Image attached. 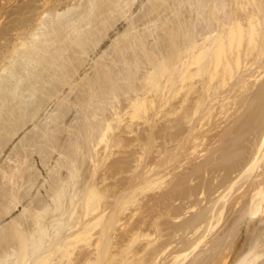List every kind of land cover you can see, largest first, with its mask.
I'll return each instance as SVG.
<instances>
[{"label":"bare ground","instance_id":"bare-ground-1","mask_svg":"<svg viewBox=\"0 0 264 264\" xmlns=\"http://www.w3.org/2000/svg\"><path fill=\"white\" fill-rule=\"evenodd\" d=\"M19 3V15H21V18L22 15L26 16V19L23 20L22 18L23 21L21 19L19 20V43L16 41L19 45H16V42V44L11 42L17 46L12 49L13 52L10 51L11 48L9 49V45L7 46V49L12 52L11 57L6 58L7 52L4 55L3 52L6 51L4 50L0 58L1 61H4L3 58L6 56L5 58L7 60H5L7 64H4L5 61L3 63L0 61V264H103L106 258L108 261L105 264H110L113 260L117 264H157L158 258H160L159 256L164 254L165 250L168 249L167 246H169L168 242L166 245L165 243L159 242L160 238L163 239V236H161L163 234L159 236L163 232L160 229L163 225L160 226L161 223L159 224V221L154 222V225L152 224V228L155 226L156 229V234L153 232V235L155 234L154 236L151 233L143 232L141 230L142 225L133 223L134 226L132 228L134 233H131L133 234L132 242L130 241V246L125 249H123L125 246H122L119 252H117L116 247L120 242L117 243V246L113 242L114 234L118 233L116 232L117 225L122 220L119 218V213L122 210L126 211V206L130 208L128 202L124 206L126 200L135 199L137 197L136 192L139 190L153 189L149 188L151 186L154 187V181L149 176L150 174H139V172H136L138 175L136 177L133 175L132 178H135L132 179L129 176L132 173L129 168L130 174L128 175V171H126V174L131 179L129 178V180L127 178L128 176L126 177L129 183L126 187L124 186L125 188L122 187V190L120 189L121 191L119 190L120 193H116L117 189L115 187H117V182L115 184L112 183L116 185L115 187L113 185L109 186L113 187L110 188L112 191L114 188L116 189V191H113L116 194L108 191V186H103L102 189L101 186L104 182H108L110 177L113 176V173L111 172L108 178L105 176L102 177V165L103 167L107 165L104 166L105 163L103 164L102 162L105 160V156L104 158L102 157L103 152L101 151H104V153L107 151L110 152L114 146L116 147L118 145L122 146L123 149L127 148L125 149L126 153L131 145L132 147L138 145L137 148L140 146L141 148H138V150L140 149L142 152L146 150L144 154L151 148L154 150V144L151 141H154L155 130L156 128L158 130V126L162 123L172 124L175 122L174 124L176 125L177 122L180 124L173 126V130L175 127V131L178 129L181 130V133L180 130L178 132L176 131L180 135L174 134L175 132L171 130L172 127L170 126V128L169 124L167 127L170 129L167 127L165 129H168L170 132L168 130L164 132L165 130L162 126L160 130L164 132H162L163 134H174H168L167 137L170 135L172 137L175 136L176 139L179 138L178 136L182 135V131L184 132L188 127L187 124L190 125L191 123L192 126L188 129H192L191 134L193 132L196 134L198 125L200 126V124L196 125L199 121L198 119L201 122L207 117L210 119L214 110L216 112L217 105L220 106L222 115L220 113L218 114L217 111V115L216 113H214L216 116L213 115L215 116L214 118H217L218 115L221 116L220 118L223 116L226 120L224 122H227L234 114L230 115V111L232 112L235 108L238 111L244 108V106H248L245 101L247 102V99H250L253 104L249 117L251 119L254 118L257 114L256 111L259 104H264L263 93H260L264 87V82L261 81L262 75L256 77V74L261 73V68L259 69V73H255L258 70H253L254 68L258 69L262 65L261 61L264 59V0H19ZM262 66L264 67V65ZM258 78H261V82ZM52 104L53 106L48 112L50 117H52V114L49 113L55 112L53 118L50 119L51 122L49 121L45 124L42 121V124L45 125H41V117L46 115L45 112L48 111V107ZM74 109L78 112V116H75L76 119L74 118V121L77 119L81 121L78 126H75L79 124L78 122L72 125L70 120L74 114L72 116L68 115ZM196 116H200V118ZM257 116L259 117L260 115ZM240 117L242 116L240 115ZM240 117L238 116L236 119ZM195 118L198 120L196 124L194 121ZM236 119H233L231 123ZM205 121L211 120L206 119ZM235 122L237 123V121ZM141 124L145 126L143 129L145 134L147 133L145 135L146 137H144L146 140H143L144 133H142L143 136L141 135L143 130L140 128L144 127L143 125L140 126ZM201 126L198 131L200 129L202 130L205 124L203 127ZM230 127H228V131L231 132L234 126L231 130ZM22 130L24 132H21ZM233 130L235 131V129ZM243 130L246 131L247 129ZM234 131L231 135H233ZM255 131L253 147L256 148V152L253 154L254 157L250 156L251 159L248 158L249 160H245L240 164L238 162L239 167L236 170H234L235 168L233 169L234 173H239V177L241 178L237 177L238 179H242V177L243 179L249 178L255 170L260 168V162H263L261 160L264 158V120L262 129L259 132ZM20 133L23 137L19 135ZM202 133L204 132L202 131ZM67 136L71 142H67ZM14 137L19 139L18 144H16V141H14L16 143L13 142ZM165 137V135L164 137L161 136L162 141H165ZM188 137L191 138L193 136ZM188 137L186 138L187 141L184 139L186 144L190 143ZM132 138L136 141V144H132ZM159 138L160 136L157 139ZM169 139L172 140H168L171 143L175 140L170 137ZM194 139L193 137V141H191L196 142L197 140ZM181 140L179 141V145H177L178 147L180 146ZM9 143L11 146L13 143L17 146L15 145L16 147L13 146L14 148H12L8 146ZM174 143L176 144L177 142H173L171 146ZM163 144L159 145V147L163 146ZM165 144L164 147L168 148ZM186 144L184 147H187ZM177 146L174 145L173 148L176 147L177 149ZM192 146L190 148L193 150L196 146ZM32 149L34 150L33 152H31ZM162 149H159V151ZM172 149L170 150L171 153L161 152V154H165L163 158L174 159L170 156ZM64 150L66 151V155L63 158H59L64 153ZM135 150H133V153ZM140 150L139 152L137 151L136 157L141 152ZM35 151V154L40 153L42 156L40 154L39 156L42 158H36L39 156H35V154L33 158L32 155ZM142 152L140 154H143ZM195 152L197 153L198 149ZM54 153L57 158L53 155ZM133 153L131 152L129 154ZM2 154H4L3 157H1ZM161 154L159 153L158 155L160 156ZM231 154L229 155L231 156ZM143 155L140 156L141 158L139 157L140 160H143ZM78 156H81V158ZM133 156H135V153ZM230 156L229 158L226 156L227 159H231ZM127 157L129 156L127 155ZM136 157L132 160H138V158L135 159ZM43 158L47 161L50 160L49 163L51 162V158H53V164L51 163L52 166L49 167L46 166V169L42 171L43 179H41L39 178L41 174H38L40 173L38 172L40 167L37 169L40 164L37 163V166L36 162L39 159L41 164L43 163L44 165ZM174 160H167V163L172 165ZM169 161H173V163L171 164ZM123 162L125 163V161ZM123 162L121 166L116 164L117 166L114 168L122 167ZM135 163H137V166L139 165V161ZM181 163L179 164L181 165ZM35 164V171L37 173L33 169ZM118 164L120 163L118 162ZM141 164L144 165V162ZM161 164L163 165L164 162ZM148 165L151 166L149 163ZM170 165L167 164V166ZM228 167L231 166L228 165ZM41 168L43 169V167ZM114 168L110 169L114 171ZM119 168L115 171L120 176L127 168H125V165V169ZM134 168L141 167L135 166ZM222 168L221 170L223 171L224 169ZM160 169H157V171ZM135 171H139V169ZM165 171L168 172V170ZM162 172L158 173L162 174ZM163 176V179L168 177L166 175ZM37 177L41 179L39 182L37 181ZM259 177L261 179H258ZM231 178H227L224 181L229 184L232 181ZM121 179L120 181H123ZM111 180L113 181V179ZM139 180L142 182L139 183ZM165 181L163 180V183ZM47 182L49 183V187H46V189L48 188L47 191L43 188L46 194L41 195L42 192L37 190L41 186H46L48 184ZM45 183L46 185H44ZM165 183L168 184L167 182ZM239 183L240 180L238 181ZM233 184L234 182L229 187V193L234 189ZM121 185H119V188ZM220 186L221 189L226 188L222 187V185ZM177 187L179 188V186ZM184 187H182L183 191L186 190ZM243 187L242 190L244 189ZM33 188L35 189L33 190ZM163 188L165 187L163 186ZM173 190L178 189L174 188ZM181 191L178 190L177 193L172 191V193L174 192L173 195L176 194L175 197L178 196L179 198L181 193L180 195L177 194ZM191 191L189 192L187 190L189 197H191ZM108 192L112 195H108ZM194 193L193 197L195 196ZM226 193L220 196L224 197ZM250 193L252 195V199L250 200L253 204L251 202V207L248 205L250 208L246 206L249 209V215L253 216L258 212H264V172L259 176L255 175L251 179L244 194L234 198L235 200L233 199L235 206H238L239 203L242 204L240 199H246L247 194L251 196ZM169 194L171 196V192ZM182 195L184 196L186 194L184 193ZM220 200L222 202V199ZM135 202L137 203V201ZM139 202L138 204L140 205ZM218 202L216 201L215 203L217 204ZM231 202H228L229 205ZM136 203H134V206H137ZM187 204L191 205L192 202L191 204ZM195 204L197 203H194L192 206L195 207ZM224 205L226 204H223L222 208H224ZM17 206H19V211L21 209V213L19 215L15 213L16 215L13 217L12 213L15 212ZM144 206L146 207V205ZM144 206H142V209ZM161 208L164 209L165 207ZM166 208L168 209V207ZM216 208L217 206L214 209ZM246 208L244 210H247ZM205 209L208 210L207 207ZM218 209L221 210V208ZM119 210L121 211L119 212ZM140 210L141 207L137 206L133 212L131 211V218H134L140 213ZM233 210L235 211V209ZM221 211L223 212L224 210ZM228 211L230 212L231 209H228ZM170 212L173 211L171 210ZM167 213L168 211L166 210L164 217H167ZM214 213L216 215L215 211ZM245 213L247 215V212ZM140 214L143 213L141 212ZM171 214L169 213L168 215ZM198 214L196 215L198 216ZM210 214H212L211 218H213L214 214L212 212ZM128 215L127 218L130 219V215ZM160 215L158 217L164 220ZM203 215L207 214L204 213ZM201 216H199L200 219ZM8 217L11 218L10 221L7 219V222L4 223L2 219ZM175 217L177 218L179 215ZM175 217L173 218L175 219ZM247 217L244 219L248 220ZM155 218L159 220L156 216ZM155 218L152 221H155ZM194 218L191 219L193 220ZM149 219L151 220V218ZM212 221L213 219H211ZM124 222L126 224V221ZM144 222L143 220V225L147 223V221ZM197 223L194 222L192 224L194 230L197 227L199 229ZM203 223L205 224L202 221L201 226ZM209 223L207 225L205 224L207 228ZM216 224H218L217 221ZM216 224H213L214 227ZM124 226L126 227V225ZM254 229L256 230V227ZM201 230L203 229L201 228L199 230L202 234L203 231L207 234V230ZM238 230L239 228L235 231L236 234ZM240 230L242 232L243 229ZM259 232L261 233L255 235L260 234V238L257 236L260 239V243L264 238L261 237V234L264 233V228H259ZM208 233L211 234L210 232ZM202 234L195 235V237L197 236V240L194 237L193 242L189 240L190 242L188 243L186 241L187 245L183 244L184 242L182 241V244L185 246H182L183 250L185 252L190 250L189 254L184 255V259L195 256L191 254L197 251L201 242L200 238L205 237ZM227 234L229 237L230 233ZM118 235L120 236V234ZM250 235L252 236V233ZM217 237L219 238V236ZM243 237L246 236L243 235ZM257 237L255 239L258 241ZM114 239L116 238L114 237ZM236 239L238 240V238ZM244 239L248 240L249 238ZM120 240L122 242V239ZM227 240H225V243H227ZM241 241L244 242V240ZM115 242H117V239ZM141 242L145 244L140 247L139 243ZM252 242L256 244L254 241ZM204 243L206 244V241ZM232 243L234 241L229 246L233 247L234 244L232 245ZM239 243L240 241L238 245ZM259 243L257 242L260 247L261 245ZM120 244L123 245L122 243ZM248 244H251L250 241ZM254 244L252 245L254 246ZM114 246H116L114 250L117 253L111 255V250H113L112 248ZM250 246H248V249L253 251V248H249ZM218 247L216 246V249ZM223 248H226L224 251L227 252L230 247H224L223 245ZM241 248L239 249L242 250L243 248ZM236 249H233L234 252ZM255 249H258L257 246H255ZM255 249L253 252H255ZM220 250L219 255L223 252ZM258 250L257 252H259ZM243 251H239V254ZM245 251L248 252L247 255H244L243 252V255L240 254L241 257H239L238 253H235V255H231L232 253L227 254L230 258L232 256L237 257L238 255L236 260L234 258L232 259L234 260L233 264H256L264 256V253L260 255L251 251L252 254H249L248 250ZM183 253L176 254L174 260H170L165 264H180L177 260L182 257ZM198 253L200 254V252ZM148 256H150L151 260L147 259ZM196 258L193 260V264H195V261L197 262ZM200 258L203 257L201 256ZM223 258H221L222 261ZM222 261H219L218 264ZM214 264H216L215 261ZM229 264H232V262Z\"/></svg>","mask_w":264,"mask_h":264},{"label":"rangeland","instance_id":"rangeland-1","mask_svg":"<svg viewBox=\"0 0 264 264\" xmlns=\"http://www.w3.org/2000/svg\"><path fill=\"white\" fill-rule=\"evenodd\" d=\"M32 3V2H31ZM34 3V2H33ZM35 4V3H34ZM38 4V3H37ZM19 5H20V3H19V0H0V58L2 57V55L1 54H3L4 53V55H5V53L7 52V54H6V56H4V61L6 60V58H9V57H11L10 55L12 54V52H13V50L12 49H14L15 47H17V46H15V45H13V43H11V42H16V41H18V43H19V20L21 19V21H23L24 19H26L25 17V15H22V18H23V20H22V18H21V15H19ZM29 15V14H28ZM20 16V17H19ZM42 29H43V26H42ZM8 42H10L9 44H8ZM17 43V42H16ZM15 43V44H16ZM16 44V45H19V44ZM2 45V46H1ZM9 45V49L11 48V50L10 51H12V52H10L8 49H7V46ZM12 45V46H11ZM5 46H6V49H5ZM11 46V47H10ZM19 47V46H18ZM1 49H3V50H1ZM4 50H6V51H4ZM4 51V52H3ZM3 52V53H2ZM10 52V54H8ZM6 57V58H5ZM2 59V60H3ZM0 61H1V59H0ZM4 61H1L2 63L4 62ZM7 61V60H6ZM5 61V63L4 64H7V62ZM9 61V60H8ZM11 62V61H10ZM263 62H264V59L261 61V64L262 65H264L263 64ZM9 63V62H8ZM260 64V65H261ZM260 66L258 69L257 68H254L253 70H258V71H256L255 73H259V71L261 70V73L260 74H256V77H260L259 75H262L261 77H262V80H261V78H258L259 79V81L261 80L262 82H264V67L263 66ZM263 67V68H262ZM261 68V69H260ZM260 69V70H259ZM263 70V71H262ZM260 81V82H261ZM259 83V82H258ZM263 89H264V87H263ZM261 90L260 91V93H263V97H264V90ZM250 98V97H249ZM251 104H250V103ZM245 103H247L248 104V106H244V108H241L240 110H238L237 111V109L235 108L234 110H232V112L230 111V115L231 114H236V115H232V117H230V119H228V121L227 122H224V121H226L225 119H224V117L222 116V118H220L221 116H217V118H214L216 115H217V111H218V114L220 113V115H222L221 114V109H220V106H218L217 104V108H216V112H215V110H214V113H216V115L213 113L212 114V116L213 115H215V116H213V119H212V116L210 117V119H209V117H207V118H205L204 120H202V122H205V123H202L201 121H200V119H198V120H196L197 118H195V124L197 123V121H198V123L196 124V125H198V124H200V126L201 127H203L204 126V124H205V127H203V129L201 130L200 129V131H198V129H199V125H198V129H197V132H196V134L193 132V134H191L192 132H191V130L190 129H188V128H191L190 126H192L191 124L189 125V124H187L188 125V127L186 128V130L183 132L182 131V135L181 136H178L179 138H180V140L181 139H183V140H181V142H180V146L178 147L177 145H179V138H175V136L174 137H172V136H170L169 135V137L170 138H172L174 141L173 142H177L176 144L174 143V145L175 146H177V149H176V147L175 148H173L174 147V145L173 146H171L172 145V143L170 142V141H172L171 139H169V137H167L168 136V134H171V133H166V134H163L164 132H166V130H168V129H170L171 127V130H173V126H176L177 124H179V123H177L176 122V125L174 124V123H172V124H170V123H168L169 124V127H167L168 126V124L167 123H162V124H160L159 126H158V130H157V128H156V130H155V132H156V134H155V137H153L154 138V141H151L153 144H154V150H152V148L150 149L151 150V152L149 153V151L150 150H147V153H145L144 154V152H146V150H145V148H144V152H142V150H140L143 154H140V153H138V155H137V157H136V153H137V151L139 152V150H138V148H141L140 146L137 148V146L138 145H134V146H136V147H132V145H131V147H129V149L127 150L128 152L126 153V151H125V149H127V148H125V149H123V147L122 146H114V148H112V152L110 151H107V152H105L104 153V151H101V152H103V158H104V156H105V160L104 161H102L103 162V164H104V166L105 165H107V166H105V167H103V165H102V168H101V175H102V177L103 176H105L106 178H108V177H110V174H111V172L113 173V176L112 177H110V179L108 180V182L107 183H105L104 182V184L101 186L102 187V189H103V186H108V191H112V189L110 190V188H113V187H115L116 185H117V187H115L116 189H117V191H116V189L114 188L113 189V191L115 190L116 191V193L118 194V193H120V191L122 190L121 188L123 187V188H125L127 185H128V179L131 177L132 178V176L134 175L135 177L138 175V173H136V172H139V174H142V173H146L147 175H149V176H151L152 178V180L154 181L153 182V184H154V187H156V188H154V187H150L149 189H151V188H153V189H151V190H148V189H146V190H144V191H146L145 193H144V191H141V190H139L138 192H136V195H137V197L135 198V199H131V200H126V204L124 205V206H126L128 203V206L130 205V208L129 207H125V208H127V210L129 209V211H130V213H129V211H125V210H119V218L120 219H122V220H120V222H122V224H124V225H126V227H128L127 229H126V227L124 226V225H122V224H120V222H119V225H120V227H119V225H117V231L116 232H118L117 234L115 233L114 234V236H113V242H114V244L117 246V243L118 242H120V243H122L123 245H121L120 243H118V246L116 247V246H114L112 249L113 250H111L110 252H111V255H114L115 253H117V252H119V250H121L122 249V246H125V247H123V249H125V248H127L128 246H130V244H131V242H132V237H133V234H131L132 232H133V226H134V224H139L140 226H141V230H143V232H146V233H151L152 235H153V232L156 234V229H155V226H153V228H154V230H153V228H152V224L154 225V222H158L159 224H160V226L161 225H163V227L161 226V230L163 231V232H161L160 234H159V236L161 235V234H163V235H161V236H163L162 238L163 239H159L160 241L159 242H162V243H165V245H166V243L168 242V244H169V246H167V248L168 249H170V250H165V253L164 254H162V255H160L159 257L160 258H158V263L157 264H165L166 262H169L170 260H174V258L176 257V254L178 255V254H180V253H182V252H184L183 253V255H182V257L181 258H179L177 261H179L180 262V264L182 263V264H193L194 263V259L196 258V260H197V262L195 261V264H199V263H203L204 261V263L203 264H207V263H209L210 264V262H211V264H214V261L216 262V264H218L219 263V261H222V259L221 258H223V255H224V258H223V261L222 262H220V264L221 263H223L224 264V262H226V264H229L230 262H232V264H233V262H234V260H236L237 258H238V255H239V257H241V255H243L242 253L244 252V255H247V253L248 252H246L245 250H248L249 251V254H252V252L254 251V249H255V246H257V248L259 249H255V252H253V253H258V254H263L264 253V238H263V240H261L260 241V243H262V244H260L259 243V235H255V234H258V233H261V232H259V228H261V227H263L264 228V226H262V225H264V212H258L256 215H253V216H251V215H249V209L248 208H250L251 207V200L250 199H252V195H251V193H250V195L251 196H249V194H247L246 195V199H243V200H241L240 199V201L242 202V204L241 203H239V205L238 206H235V204H234V198H237V197H239V196H241V195H243L244 194V192L246 191V189H247V187H248V185L250 184V181H251V179H253V177L255 176V175H257V176H259L260 174H262L263 172H264V158L261 160V161H263V162H260V168L261 167H263L262 169H260V168H258L259 169V172H258V169L257 170H255L254 172H253V175L251 174L250 175V179L249 178H246L247 179V181H246V179H243V177H242V179H238L237 177H239V173H234L233 172V169L234 170H236L238 167H239V164L240 163H242V162H244L245 160H249V159H251V157H254L253 156V154H255V152H256V148H254L253 147V143H254V139H255V135H254V131L255 132H259L261 129H262V127H263V120H264V104H259V107H258V109H257V111H256V115L254 116V118H250L249 116H250V113L252 112V104H253V102H251L250 101V99H247V102L245 101ZM246 104V105H247ZM216 105H215V107H216ZM53 106V104L52 105H50L49 107H48V111L47 112H45V114L46 115H43L42 117H41V125H45V124H47V122H51V118H53V114H55V112L53 111L52 113H49V114H52L51 116L52 117H50L49 115H48V112H49V109L51 110V107ZM218 107H219V110H218ZM246 107V108H245ZM250 107V108H249ZM262 108V109H261ZM239 109V108H238ZM250 112H249V111ZM234 111V112H233ZM236 111V112H235ZM242 111H244V112H242ZM260 112V114H259V112ZM73 112V113H72ZM75 112V113H74ZM70 113V114H69ZM68 113V115H73L72 117H71V122H72V125H74L75 124V122H76V124H77V122L79 123V124H77V125H75V126H78V125H80V122L81 121H79L78 119V121L76 120V121H74V118L76 119V117L75 116H78V112H77V110H75L74 109V111H71V112H69ZM263 114V115H262ZM240 115L242 116V117H240ZM245 115V116H244ZM257 115H260L259 117L257 116ZM46 116V117H45ZM239 116L240 118H242V119H240V118H238L239 119V121H238V119H236L237 117ZM69 117V116H68ZM196 117H199L200 118V116H196ZM246 117V118H245ZM72 118H73V120H72ZM256 118H259V119H256ZM43 119V120H42ZM206 119H208V120H211V121H205ZM224 119V120H223ZM233 119H236V120H234V122H232L231 123V121L233 120ZM245 119V120H244ZM243 120V121H242ZM258 120V121H257ZM45 123V124H42L43 122ZM74 121V122H73ZM235 121H237V123L235 122ZM71 122H70V125H71ZM200 122V123H199ZM210 122V123H209ZM241 122V123H240ZM246 122V123H245ZM261 122V123H260ZM74 123V124H73ZM206 123H207V127H206ZM229 123H231V124H229ZM235 123V124H234ZM255 123V124H254ZM167 124V125H166ZM30 125H31V123H30ZM29 125V126H30ZM143 124H141L140 126H142ZM165 125V126H164ZM180 125V124H179ZM253 125V126H252ZM261 125V126H260ZM27 126H28V124H27ZM26 126V127H27ZM139 126V127H140ZM144 126V125H143ZM163 126V129L165 130L163 133L161 132V127ZM231 126V127H230ZM234 126V127H233ZM74 127V126H73ZM165 127H167L168 129H165ZM178 128H179V126H177ZM228 127H230V130L232 129V127H233V129H235V131L232 129V131L230 132V131H228L229 130V128ZM259 127V128H258ZM31 128H32V126H31ZM143 128H145V126L144 127H142V128H140L141 130H143L142 132H141V130H140V132H141V135H142V133H144V136H143V138L144 137H146L145 135L147 134H145V132H144V129ZM180 128H181V126H180ZM207 128V129H206ZM228 128V129H227ZM247 129L246 131H244L243 129ZM249 128V129H248ZM254 128H255V130H254ZM25 129V128H24ZM23 129V130H24ZM27 130H28V128H26ZM30 129V128H29ZM162 129V130H163ZM175 129H176V127H175ZM175 129L173 130L175 133L174 134H177L176 133V131L178 132V130H180V129H178V130H176L175 131ZM239 131H238V130ZM260 129V130H259ZM21 131V132H24V131ZM27 130H25L26 132H29V131H27ZM71 130V129H70ZM208 130V131H207ZM159 131V132H158ZM169 131V130H168ZM167 131V132H168ZM172 131V132H173ZM186 131H189V132H186ZM202 131L204 132V133H202ZM206 131H207V133H206ZM234 131V133H233V135H234V137H233V135H231L232 134V132ZM242 131V132H241ZM161 132V133H160ZM170 132V131H169ZM185 132H186V134H185ZM199 132H201V133H199ZM160 133V134H159ZM180 133H181V130H180ZM180 133H178L177 135H180ZM230 133V134H229ZM68 134V133H67ZM157 134H159V135H157ZM163 134V135H162ZM173 133L171 134V135H174ZM199 134V135H198ZM236 134V135H235ZM19 135H21V133L19 134ZM157 135V136H156ZM164 135L167 137H165L164 138V140L165 141H162V139H161V136L162 137H164ZM186 135V136H185ZM193 136L195 139L194 140H197L196 142L194 141V142H192L193 141V137H188V136ZM201 135V136H200ZM204 135V136H203ZM70 138H71V136L70 135H68ZM68 136H67V140L69 139L68 138ZM126 136V135H125ZM160 136V138L159 139H157L158 137ZM21 137H23V135H21ZM127 137V136H126ZM125 137V138H126ZM157 137V138H156ZM177 137V136H176ZM183 137V138H182ZM188 137V141L190 142H187V143H189V144H186V141H187V138ZM142 138V137H141ZM190 138V139H189ZM199 138V139H198ZM128 139V138H127ZM157 139V141H155ZM166 139H167V141H166ZM184 139H186V141L184 140ZM18 140V141H17ZM132 140H133V138H132ZM143 140H146L145 138L143 139ZM168 140H170V141H168ZM178 140V141H177ZM192 140V141H191ZM14 141H16V142H14ZM71 142V140H68L67 142ZM183 141V142H182ZM13 142L14 143H16V144H18V142H19V139H17V137H14V140H13ZM136 141H132V144H136L135 143ZM155 142H156V144H155ZM163 142H165L164 144H165V146L167 145L168 146V148H170V147H172L171 149H172V154H170L171 153V149H168L167 147H164V144H163ZM168 142H169V144H168ZM191 142H192V144H191ZM10 143H11V141H10ZM9 143V144H10ZM13 143V145L11 146V144L9 145L8 144V146H11L12 148H14L13 146H15L16 144H14ZM138 143V142H137ZM151 143V144H152ZM163 144V146H160L159 147V145H162ZM170 143H171V145H170ZM196 143V144H195ZM238 143V144H237ZM183 146H182V145ZM187 145V147H188V151H187V147L185 146L184 147V145ZM194 144H195V146L197 147V145H199L198 147H197V149H198V152L196 153L195 151H197V149H196V147L194 146ZM240 144H242L241 146H240ZM156 145V146H155ZM170 145V146H169ZM190 145V146H189ZM193 145V146H192ZM239 147H238V146ZM17 146V145H16ZM15 146V147H16ZM195 147V148H193V150H195L194 151V153H192L191 154V152H193V150H192V148H190V147ZM252 146V147H251ZM158 147V148H157ZM182 148V150H181V148ZM137 148V150H135ZM163 148V149H162ZM164 148H166V149H164ZM178 148H180V149H178ZM244 148V149H243ZM251 148H252V150H251ZM34 149V148H33ZM31 150V152H33L34 150ZM159 149H162V150H160L159 151ZM189 149H191V150H189ZM132 150V151H131ZM133 150H135L134 151V153H135V156H133ZM165 150V151H164ZM166 150H168V151H166ZM177 150H180V151H177ZM123 151H124V153H123ZM133 153V154H129V153H131V152ZM158 151H159V153L161 154V152L162 153H166V152H170V153H168V154H170V156H171V158L173 157L175 160H176V162H175V160L174 159H167L166 157L165 158H163V155L165 156V154H161L160 156L158 155L159 153H158ZM66 151L64 150V153H62V156L61 157H59V158H63V156H65L66 155V153H65ZM240 152V153H239ZM36 153V151L33 153V155H32V157L34 158L35 156H39V154H35ZM112 155H111V154ZM126 153V154H125ZM196 153V154H195ZM232 153V154H231ZM234 153V154H233ZM236 153V154H235ZM246 153V154H245ZM251 155H250V154ZM34 154H35V156H34ZM64 154V155H63ZM108 156H107V155ZM168 154H166L167 155V157H169L168 156ZM229 154H231V156L229 155ZM239 154V155H238ZM3 155L4 154H2V156L1 157H3ZM8 155V154H7ZM6 155V156H7ZM53 155H55V157L57 158V156H56V154L54 153ZM53 155H52V157H53ZM127 155L129 156V157H127ZM132 155V156H131ZM141 155H143V162H144V165L143 164H141L140 165V163H143L140 159H139V157L141 156ZM173 155V156H172ZM234 155V156H233ZM40 156H42L41 154H40ZM36 157V158H42V157ZM107 156V157H106ZM110 156V157H109ZM130 156H131V158H130ZM184 156V157H183ZM229 158V156L231 157V159H227V157ZM233 156V157H232ZM236 156V157H235ZM245 156V157H244ZM249 156V157H248ZM251 156V157H250ZM79 157V156H78ZM134 157H136L135 159H137L138 158V160H132V159H134ZM177 157V158H176ZM179 157V158H178ZM35 158V159H36ZM54 158V157H53ZM53 158H51V162L49 163V161L50 160H46V159H44L43 158V161H44V165H43V163L41 164V162L39 161V159H37L38 161L36 162V164L37 163H39L40 165L38 166V164H37V169L39 170L38 172H40V173H38V174H41V177H39V178H41V179H43V176H42V171H44L45 169H46V166H52L51 165V163H52V160H53ZM79 158H81V156L79 157ZM123 158V159H122ZM141 158V157H140ZM184 158V159H183ZM233 158H234V160H233ZM244 158V159H243ZM249 158V159H248ZM5 159H7L6 157H5ZM48 159H49V157H48ZM120 159V160H119ZM165 159V160H164ZM46 160V161H45ZM116 160H118L116 163H115V161ZM130 160H132L131 162H130ZM161 160V161H160ZM167 160H174V163H173V161L171 162V161H169V162H171V164L172 165H170V163H167L168 161ZM184 160V161H183ZM232 160V161H231ZM41 161H42V159H41ZM123 161H125V163L123 162ZM137 161H139V165L138 166H140L141 168H134L135 166L136 167H138L136 164L137 163H135V162H137ZM146 161V162H145ZM118 162L120 163V164H118ZM122 162L124 163L123 165H122V167H120V168H123V169H125V168H127V169H125V171H124V173H121L120 174V176H119V174L118 173H116V169H118L119 167H117L116 169L114 168L115 166H117V165H119V166H121V164H122ZM164 162V164L162 165L161 163H163ZM182 162V163H181ZM238 162H239V164H238ZM49 163V164H48ZM128 163V164H127ZM148 163L152 166V168H151V166H149L148 165ZM169 164L170 166H167V164ZM176 163V164H175ZM179 163H181V165L179 164ZM232 163H234V164H232ZM262 163V164H261ZM36 164H35V167L33 168L34 169V171H35V168H36ZM53 164V163H52ZM114 164V165H113ZM117 164V165H116ZM147 166H146V165ZM156 164V165H155ZM161 165V166H159V165ZM238 164V165H237ZM42 165V166H41ZM86 165H87V163H86ZM85 165V166H86ZM109 165V166H108ZM113 165V166H112ZM124 165H125V168H124ZM167 167H166V166ZM174 165V166H173ZM228 165L229 166H231V167H228ZM233 165V166H232ZM263 165V166H262ZM45 166V167H44ZM84 166V167H85ZM88 166V165H87ZM127 166V167H126ZM144 166H146L147 167V169H145L146 167H144ZM148 166H149V168H148ZM156 167V169H155V167ZM159 166V167H158ZM179 166H181V167H179ZM226 166V167H225ZM41 167H43V169L41 168ZM108 167H110V168H114V171L112 170V169H110V168H108ZM175 167H177V169H175ZM223 167V168H222ZM119 168V169H120ZM129 168H130V170H131V174H130V172H129ZM155 170H154V169ZM161 168V169H160ZM174 168V169H173ZM221 168L222 169H224L223 171L221 170ZM36 169V170H37ZM84 169V168H83ZM86 169V168H85ZM104 169H105V171H104ZM138 170L139 169V171H135V170ZM157 169H160V170H158L157 171ZM65 170V169H64ZM63 170V171H64ZM116 170V171H115ZM146 170H150L149 172L148 171H145ZM162 170H163V172H162ZM165 170H168V172L167 171H165ZM170 170V171H169ZM217 170V171H216ZM220 170V171H219ZM260 170H262V171H260ZM104 171V172H103ZM107 171H108V173H109V175H108V173H107ZM110 171V172H109ZM126 171H128L129 173H128V175L130 176H128L127 174H126ZM133 171L136 173H134L133 174ZM144 171V172H143ZM217 173H216V172ZM219 171V172H218ZM226 171V172H225ZM231 171V172H230ZM65 172V171H64ZM151 172V173H150ZM156 172V173H155ZM158 172H162V174H159ZM165 172V174H163ZM262 172V173H261ZM35 173H37L36 171H35ZM107 173V174H106ZM155 173V174H154ZM167 173H168V175H167ZM171 175H170V174ZM229 173H231V174H229ZM234 173V174H233ZM260 173V174H259ZM38 174H36V175H38ZM106 174V175H105ZM224 174H225V177H224ZM122 175V176H121ZM163 175H166V176H168V177H166L165 179H163L164 178V176ZM227 175V176H226ZM233 175V176H232ZM40 176V175H39ZM123 176H124V178H123ZM128 176V177H127ZM161 176V177H160ZM119 177V179L117 180V178ZM128 179H127V178ZM135 177H133V178H135ZM158 177H159V179H158ZM224 177V178H223ZM232 177V178H231ZM38 178V177H37ZM38 178V179H39ZM120 178H122L121 180H123V181H120ZM126 178V179H125ZM130 178V179H131ZM132 178V179H133ZM155 178V179H154ZM222 178V179H221ZM227 178H231L232 179V181L234 182V184H233V186H234V189H232V193H231V196H230V193H229V190H230V186H231V184L233 183L232 181V183L230 182L229 184L227 183V182H225L224 180L225 179H227ZM239 178H241V177H239ZM37 179V181L39 182L41 179H39L38 180ZM111 179H113V181L111 180ZM129 179V180H130ZM140 179H142V178H140ZM162 179V180H161ZM237 179V180H236ZM249 179V180H248ZM258 179H261L260 177L258 178ZM106 180V181H107ZM163 180H166L165 182H167L168 184H166L165 182L163 183ZM221 180H223V181H221ZM240 180V183L238 184V181ZM245 180V181H244ZM109 181H111V182H109ZM161 181H162V183H161ZM236 181V182H235ZM37 182V183H38ZM117 182V184L116 185H113V184H115ZM131 182V181H130ZM142 182V181H141ZM140 182V180H139V183H141ZM245 182V183H244ZM248 182V183H247ZM48 183V182H47ZM111 183V184H110ZM113 183V184H112ZM122 184L121 185V187L119 188V185L120 184ZM123 183H124V185H123ZM216 183H217V185H216ZM152 184V185H153ZM178 184V185H177ZM199 184V185H198ZM219 184V185H218ZM228 184V186H226ZM238 184V185H237ZM44 185H46V183L44 184ZM111 185H113V187H109V186H111ZM159 185V186H158ZM196 187H195V186ZM220 185H222V187H226V188H224V189H221V186ZM245 185V186H244ZM125 186V187H124ZM163 186L165 187V188H163ZM177 186H179V188L177 187ZM183 186H185L184 188L186 189L185 191H183ZM193 186H194V189L192 190V188H193ZM198 186V187H197ZM206 188V190H205V188ZM216 186H218V187H220V188H218V187H216ZM236 186V187H235ZM237 186H239V187H237ZM244 186V187H243ZM46 187H49V183L46 185V186H41L37 191H39V192H42V194L41 195H43V194H46L45 193V191H43L44 189L47 191V189H46ZM187 187V188H186ZM188 187H189V189H188ZM242 187L244 188L243 190H242ZM246 187V188H245ZM36 188V187H35ZM35 188H33V190L35 189ZM42 188V190H40ZM44 188V189H43ZM160 188V189H159ZM174 188H177L179 191H181V192H178V194L177 195H180V193H181V196L178 198V196L177 197H175L176 196V194L175 195H173L174 194V192L172 193V191H175V193H177V191L178 190H173ZM196 188V189H195ZM199 189V191H198V189ZM240 188V189H239ZM104 189H106V188H104ZM121 189V190H120ZM159 189V190H158ZM228 189V190H227ZM120 190V191H119ZM187 190L190 192L191 190V192L192 193H190L191 195V197H189V193H188V195H187ZM195 190H197V191H195ZM112 191V194L113 193H115V192H113ZM202 191V193H200ZM206 191V193H204ZM226 191H227V193H226ZM142 192V193H141ZM171 192V196H170V193ZM193 192H195L194 193V197H193ZM196 192H197V194H196ZM115 193V194H116ZM138 193V194H137ZM186 194V195H182V194ZM223 193H226V194H224V197H222V196H220V195H222ZM111 193H109L108 192V195H112ZM169 194V195H168ZM253 194V193H252ZM145 195H147V196H145ZM140 196V197H139ZM167 197H169V198H167ZM182 197V198H181ZM220 197V198H219ZM222 197V198H221ZM230 197V198H229ZM176 198H178L177 200H176ZM228 198V199H227ZM245 198V197H244ZM173 201H172V200ZM188 199H191V200H189L188 201ZM217 199V200H216ZM220 199H222V202H221V200ZM234 199V200H233ZM137 201V203L135 202V201ZM142 200V201H141ZM167 200V201H166ZM171 200V201H170ZM181 200V201H180ZM183 200V201H182ZM185 200H187V201H185ZM218 200H220L219 202H221V203H219L218 202ZM224 200V201H223ZM225 200H226V202H225ZM231 200H233V202H231ZM250 200V201H249ZM134 201V202H133ZM140 201V202H139ZM175 201V202H174ZM177 201V202H176ZM217 201L218 203L216 204L215 202ZM128 202V203H127ZM133 202V203H132ZM138 202L140 203V205L138 204ZM175 203V204H173V203ZM181 202V203H180ZM191 202H192V204H191ZM228 202H231V204L229 205V203ZM134 203H136V205L137 206H140L141 207V210H140V213L142 212L143 214H140V213H138L134 218L132 217L131 218V215H132V212H133V210L137 207V206H134L135 204ZM146 203V204H145ZM161 203H167V204H161ZM170 203V204H169ZM187 203H190L191 205H189V204H187ZM194 203H197V204H195V207L194 206H192V205H194ZM215 203V204H214ZM226 204V205H224V208H222L223 207V204ZM228 203V204H227ZM248 203V204H247ZM141 204H143V205H141ZM159 204H161V205H159ZM187 204V205H186ZM214 204V205H213ZM222 206H221V205ZM252 204H253V202H252ZM144 205H146V207L144 206ZM159 205V206H158ZM162 205H164V206H162ZM171 205V206H170ZM214 206V208L217 206V208L216 209H214L213 208V206ZM216 205V206H215ZM248 205L250 206V207H248ZM142 206H144L143 207V209H142ZM181 206V207H180ZM197 206V207H196ZM198 206H200V207H198ZM246 206L248 207V208H246ZM133 207H135V208H133ZM161 207H168V209L166 208H164V209H162ZM172 207V209H170L169 210V208H171ZM174 207V208H173ZM177 208V210H176V208ZM180 207V208H179ZM182 207H184V208H182ZM187 207V208H186ZM190 207V209H188ZM208 208V210L207 209H205V208ZM210 207H212V208H210ZM226 207V208H225ZM236 207V208H235ZM19 206H17V209L15 210V212H13L12 213V215H13V217H14V215H16V214H18L19 215V213H21V209H20V211H19ZM193 208V209H192ZM218 208H221V210H224L223 212L220 210V209H218ZM247 209V210H244V209ZM163 210V212L165 213L166 212V210L168 211V213H167V217H164V215H166V214H164L163 212H162V210ZM185 211H184V210ZM202 209V211H203V213H202V211H200ZM218 209V210H217ZM226 209H227V211H226ZM228 209H231V211L229 212L228 211ZM233 209H235V211L233 210ZM263 209H264V207H263ZM22 210H23V208H22ZM155 210V211H154ZM175 211V213H173V212H170V211ZM182 210V211H181ZM188 210V211H187ZM190 210V211H189ZM194 210V211H193ZM211 210V211H210ZM220 210V211H219ZM243 210V211H242ZM132 211V212H131ZM157 211V212H156ZM159 211H161L160 213H159ZM177 211V212H176ZM214 211L216 212V215H215V213H214ZM264 211V210H263ZM125 212H126V214H125ZM198 212H199V214H198ZM209 212V213H208ZM210 212H212L213 214H214V216H213V218H211V216H212V214H210ZM220 212V213H219ZM240 212H241V214H240ZM245 212H247V215H245L246 213ZM16 213V214H15ZM158 213V214H157ZM163 213V214H162ZM171 214V213H173V214H171V215H168V214ZM183 213V214H182ZM186 213V214H185ZM204 213H206L207 215H203ZM245 213V214H244ZM262 213V214H261ZM122 214V215H121ZM127 214H129L130 215V219H133V220H130L129 218H127ZM152 215V217H150L151 215ZM160 214H162V215H160ZM175 214V215H174ZM196 214H198V216L196 215ZM209 214H210V216H209ZM244 214V215H243ZM128 215V216H129ZM162 216V218L164 219V220H162L161 219V217H158V216ZM179 215V217H175V216H178ZM201 215H203V216H201ZM218 215V216H217ZM236 215H238L237 217H236ZM149 216V217H148ZM155 216L159 219V220H157L156 218H155ZM170 216V218H168ZM171 216H173V217H175V219L173 218V217H171ZM194 216H196L195 218H198V219H196L195 220V218H194ZM199 216H201V219H200V217ZM206 216V217H205ZM240 216V217H239ZM241 216H243V217H241ZM247 216H249V217H247ZM254 216H256V217H254ZM209 217V218H208ZM221 217V218H220ZM235 217V218H234ZM245 217H247V219L248 220H245L246 218ZM250 217H251V219H250ZM253 217V218H252ZM262 217V218H261ZM142 218H143V220L146 222L147 221V225L145 224V225H143L142 223H143V220H142ZM147 219V220H145V219ZM149 218H151V220L149 219ZM153 218V219H152ZM154 218H155V221H152V220H154ZM191 218H194L193 220L191 219ZM234 218V219H233ZM240 218H241V220H240ZM245 218V219H244ZM6 221H5V220ZM7 219H8V221H10V219L11 218H3L2 219V221L4 222V223H6L7 222ZM161 219V220H160ZM204 219H205V221H204ZM211 219H213V221L211 222ZM245 221H244V220ZM250 219V220H249ZM129 222H128V221ZM142 220V221H141ZM166 220V221H165ZM195 220V221H194ZM210 222H208V221ZM214 220H215V222H214ZM253 220V221H252ZM124 221H126V224H125V222ZM131 221H133V222H131ZM188 221H191V222H188ZM198 222L197 223V226H199V229H198V227L197 228H195V230H194V228H193V226H192V224L194 223V222ZM202 221L203 222H205V224L207 225V223H209L208 224V228H207V226L203 223V227L204 226H206V227H202L201 226V224H202ZM216 221H217V223L218 224H216ZM220 221V222H219ZM247 221V222H246ZM140 222H141V224H140ZM144 222V223H145ZM163 222H164V224H163ZM201 222V223H200ZM246 222V223H245ZM128 223L130 224L129 226H128ZM133 225H132V224ZM186 223H188V224H186ZM212 223V224H211ZM237 223H238V226H237ZM241 223V224H240ZM216 224V226L214 227V225ZM240 224V225H239ZM132 225V226H131ZM121 226H123V227H121ZM212 226V227H211ZM131 227V229H129ZM174 227V228H173ZM188 227H189V229H188ZM211 227V228H210ZM256 227V230L254 229ZM120 228H121V231H120ZM123 228V229H122ZM203 229V230H207L206 231V233L207 234H205V231H203V230H201V231H203V234L199 231L200 229ZM236 228V229H235ZM239 228V230H238V232H237V234H236V232L235 231H237V229ZM177 229V230H176ZM179 229H181V230H179ZM211 229V230H210ZM225 229V230H224ZM233 229H234V231H233ZM240 229H243L242 230V232H240L241 230ZM130 230V231H129ZM186 230H188V231H186ZM191 230V231H190ZM198 230V231H197ZM213 230V231H212ZM254 230V231H253ZM120 231V232H119ZM125 231H127V232H125ZM194 231H196V232H194ZM212 231V232H211ZM232 231V232H231ZM260 231H262L261 229H260ZM123 234H122V233ZM208 232H210L211 234H209ZM223 232V233H222ZM235 232V233H234ZM253 232H255V233H253ZM124 233H126V234H124ZM127 233H128V235H127ZM130 233V234H129ZM134 233V232H133ZM194 233H196V234H194ZM197 233H200V234H202L203 236L205 235V239L202 237V238H200V245H199V247L197 248V251L196 252H194L193 254H191V255H195V256H190V258H187V259H184V255H186L187 253L189 254L190 253V250H188V251H186L185 252V250H183V247L182 246H184L183 244H186L187 245V243H186V241H188V243L191 241V242H193L192 240H194V237H195V235H200V234H197ZM220 233H222V234H220ZM227 233H230L229 234V237H228V234ZM236 234L237 235V237H236V235H234V234ZM239 233V234H238ZM252 233V236L250 235ZM118 234H120V236L118 235ZM154 234V235H155ZM193 234H194V236H193ZM264 234V233H263ZM263 234H261V237H264L263 236ZM123 235V236H122ZM129 235H131V236H129ZM153 235V236H154ZM158 235V234H157ZM208 235V236H207ZM221 235V236H220ZM231 235H233V237H231L230 238V236ZM243 235H245L246 237H243ZM247 235H248V238H247ZM250 235V236H249ZM189 238H188V237ZM193 236V237H192ZM217 236H219V238L217 237ZM253 236H255L254 238H253ZM114 237L117 239V242H115L116 241V239H114ZM129 237V238H128ZM187 237V238H186ZM191 237V238H190ZM198 237H200V236H198ZM207 237V238H206ZM215 237V238H214ZM217 237V238H216ZM238 238V240L240 241V243H239V245L244 249V251H243V249L238 245V240L236 239V238ZM243 237V238H242ZM257 237V239H258V241L255 239ZM127 238V239H126ZM193 238V239H192ZM196 238V240H197V236L195 237ZM225 238V239H224ZM228 238H230V239H228ZM241 240H244V242L243 241H241ZM244 238H246V239H248L249 241H250V245L248 244V240H245ZM119 239H122V242H121V240L119 241ZM129 239H131V240H129ZM184 239H185V241H184ZM186 239H188V240H186ZM202 239V240H201ZM212 239V240H211ZM217 239V241H215ZM219 239H220V241H219ZM222 239V240H221ZM228 239V240H227ZM233 239H235V240H233ZM253 239H255V240H253ZM262 239V238H261ZM126 241V243H124V241ZM161 240H163V241H161ZM190 240V241H189ZM195 240V241H196ZM225 240H227L226 242L227 243H225ZM128 241V242H127ZM131 241V242H130ZM184 243H183V242ZM203 241V242H202ZM206 241V244L204 243ZM212 242L213 241V243H209L208 244V242ZM233 242L234 241V243H232V245L234 244L235 245V247H234V245H233V247L232 246H229V244L231 245V242ZM246 241H248V242H246ZM252 241H257L258 243H259V245H263L261 248L258 246V244H257V242H255L256 244H254ZM169 242H171V243H169ZM215 242V243H214ZM220 242V243H219ZM235 242H237V243H235ZM128 243V244H127ZM183 243V244H182ZM242 243H244L243 245H241ZM121 246H120V245ZM143 244H145L144 242L142 243H139V246L141 247ZM167 244V245H168ZM171 244V245H170ZM182 244V245H181ZM219 244H220V246H219ZM222 244V245H221ZM226 244V245H225ZM237 244V245H236ZM252 244H254V246L252 245ZM223 245H224V247L225 246H228V250H227V252L226 251H224V249H226V248H223ZM216 246L218 247H220V249L223 251V252H221V255H219V247L216 249ZM237 246V247H236ZM248 246H250L249 248H253V251L251 252L249 249H248ZM115 247L117 248L116 250H117V252H116V250H114L115 249ZM185 247V246H184ZM210 247V248H209ZM241 248L242 250H240L239 248ZM245 247V248H244ZM119 248V249H118ZM176 248V249H175ZM235 248H237L236 249V251L234 252V250L233 249ZM175 249V250H174ZM208 249H210V250H208ZM230 249H232V251H230ZM178 250H179V252H178ZM208 250V251H207ZM220 250V251H221ZM238 250V251H237ZM257 250L259 251V252H257ZM263 252H262V251ZM115 251V252H114ZM175 251V252H174ZM239 251L241 252V251H243L242 253H240L239 254ZM166 252H168V253H166ZM173 252V253H172ZM198 252H200V254L198 253ZM226 252V253H225ZM234 252V253H233ZM246 252V253H245ZM261 252V253H260ZM171 253V254H170ZM196 253H198L197 255H196ZM231 254V255H235V253L237 254L238 253V255H237V257H234V256H232V258H230L229 257V255L228 254ZM168 254H170L169 256H168ZM199 255H200V257L202 256L203 258H200L199 257ZM214 257H213V256ZM228 255V256H227ZM230 255V256H231ZM171 256V257H170ZM204 256H205V258H204ZM212 256V257H211ZM217 256H219V257H217ZM222 256V257H221ZM166 257V258H165ZM170 257V258H169ZM227 257V258H226ZM242 257H244V256H242ZM199 258V259H198ZM207 258V260H205ZM208 258H210V259H208ZM217 258V259H216ZM220 258V260L218 261V259ZM226 258V259H225ZM229 258V259H228ZM234 258V260H232ZM148 260H151V258H150V256H148V258H147ZM159 259H160V261H159ZM165 259V260H164ZM183 259V260H182ZM192 259V260H191ZM204 259V260H203ZM216 259V260H215ZM225 259V260H224ZM106 260V261H105ZM104 261H103V264H105V263H107V258L105 259ZM176 260V259H175ZM185 260V261H184ZM187 260V261H186ZM214 260V261H213ZM227 260V261H226ZM232 260V261H231ZM264 260V256H262L259 260H258V262L257 263H262V261ZM113 261H115V260H113ZM113 261H112V263H110V264H117L116 263V261L113 263ZM161 261H163L162 263H160ZM183 261V262H182ZM191 261H192V263H191ZM203 261V262H202ZM218 261V262H217ZM173 262V261H172ZM186 262V263H185ZM256 263V264H257ZM259 263V264H260Z\"/></svg>","mask_w":264,"mask_h":264},{"label":"water","instance_id":"water-1","mask_svg":"<svg viewBox=\"0 0 264 264\" xmlns=\"http://www.w3.org/2000/svg\"><path fill=\"white\" fill-rule=\"evenodd\" d=\"M262 264H264V261L262 262Z\"/></svg>","mask_w":264,"mask_h":264}]
</instances>
